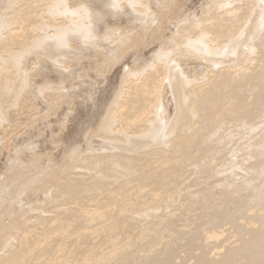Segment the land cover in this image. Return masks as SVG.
Here are the masks:
<instances>
[{"label":"bare ground","instance_id":"obj_1","mask_svg":"<svg viewBox=\"0 0 264 264\" xmlns=\"http://www.w3.org/2000/svg\"><path fill=\"white\" fill-rule=\"evenodd\" d=\"M88 1L119 0H0V264H264V0H209V22L165 29L132 0L156 47L66 131L57 161L18 139L34 101L69 103L31 73L75 78Z\"/></svg>","mask_w":264,"mask_h":264},{"label":"rangeland","instance_id":"obj_2","mask_svg":"<svg viewBox=\"0 0 264 264\" xmlns=\"http://www.w3.org/2000/svg\"><path fill=\"white\" fill-rule=\"evenodd\" d=\"M131 1L119 0L111 13L107 12L106 7L94 4L92 1L85 4L93 13L90 21H85L86 24L91 22L93 34L81 39L73 38L70 43L75 51L69 54L65 62L69 69L75 71V78L60 84L58 78L53 74H48L46 77L40 76L39 68L41 65L37 69H33L31 73L32 84L40 86L43 90L46 87L59 85L60 91L66 96V99L69 98V103L61 106H47L41 101H34L33 111L28 113L25 117L27 121L22 125L27 129L25 131L30 132V134L18 139L20 143L25 140L23 146L55 156L56 160L60 161L61 154L60 152L56 153V147L59 149L66 140L64 136L66 131L75 130L78 120H85L86 114L91 113L93 106L97 104L106 106L114 90L119 87L120 81L128 83L127 77L121 79L123 66L126 64L130 69L142 68L143 61L148 59L152 50L155 49L156 43L148 45V34L145 36V32L141 29L140 23L142 21L139 22V16L132 17L129 15L135 14L133 10L139 8H132ZM158 1L161 2L162 0H146L143 3L146 4L144 7L154 15L150 20H144L151 27H148L149 29H153L155 24L159 22L163 26L162 29H165L168 23L174 22L180 17H196V21L203 23L211 20L208 6L212 7V5L209 4V0H171L166 6L158 4ZM163 1L166 3V0ZM106 26L109 28L106 29ZM111 28L116 30H111ZM105 32H113L114 34L107 33L110 36L103 37ZM160 33L163 35L164 31H160ZM110 48L115 50L109 52L108 49ZM96 49H98V53L95 52ZM135 58L138 60L136 64H133ZM179 63L193 76L200 75L205 69V63L201 60L182 57ZM141 74L133 79L137 77L142 79ZM166 98L169 102V113L172 114L173 106L170 102L169 92H167ZM96 118H98L97 115ZM95 122L93 120L88 122V128L92 129ZM34 124L36 125L32 127ZM90 125L92 126L90 127ZM87 139L96 144V138L92 135ZM83 144V141L78 143L81 146Z\"/></svg>","mask_w":264,"mask_h":264}]
</instances>
